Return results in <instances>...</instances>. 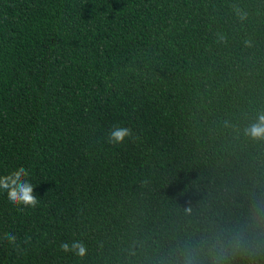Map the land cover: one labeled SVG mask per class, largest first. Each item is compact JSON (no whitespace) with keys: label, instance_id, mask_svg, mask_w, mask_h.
Instances as JSON below:
<instances>
[{"label":"trees","instance_id":"16d2710c","mask_svg":"<svg viewBox=\"0 0 264 264\" xmlns=\"http://www.w3.org/2000/svg\"><path fill=\"white\" fill-rule=\"evenodd\" d=\"M0 264H264V0H0Z\"/></svg>","mask_w":264,"mask_h":264}]
</instances>
